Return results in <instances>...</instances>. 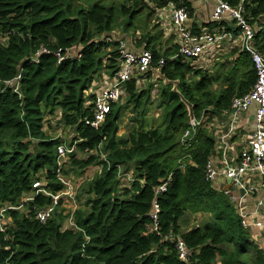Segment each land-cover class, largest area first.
<instances>
[{
  "label": "trees",
  "instance_id": "1",
  "mask_svg": "<svg viewBox=\"0 0 264 264\" xmlns=\"http://www.w3.org/2000/svg\"><path fill=\"white\" fill-rule=\"evenodd\" d=\"M77 1L0 0V207L18 206L23 195L34 191L35 182L44 180L50 193L63 189L55 177L56 147L63 140L45 134L46 118L59 116L58 124L73 129L64 143L75 145L65 160L64 177L74 174L78 181L98 168L79 184L76 198H87L73 212V227L63 229L68 215L62 201L40 223L36 211L51 203L40 194L20 210L7 211L10 225L0 232V264H184L174 249L178 238L192 251L188 264H262L264 251L250 240L233 204L205 180L214 139L198 131L197 144L180 143L189 120L171 86L160 80L152 99L151 73L133 78L125 83V101L111 106L98 129L83 124L91 116L86 103L94 84L112 76L119 65L123 36L134 49L150 51L152 68L164 60L162 73L179 80L177 89L192 104L195 120L207 107L227 109L234 97L250 90L255 71L249 53L232 51L237 57L227 71L221 63L220 75L210 76L184 63L175 46L157 49L162 33L145 0H85V7ZM226 2L241 6L255 29L252 48L264 56V0ZM73 46L80 48V58L58 63L54 53ZM41 49L48 53L36 57ZM18 75L17 93L3 88ZM146 79L150 83L142 87ZM219 81L223 87L213 98L208 89ZM154 103L161 111L157 117L150 116ZM127 109L133 114L130 127L118 135ZM169 175L167 191L158 197L160 229L149 233L153 188ZM187 212L208 213L210 219L181 231Z\"/></svg>",
  "mask_w": 264,
  "mask_h": 264
},
{
  "label": "built area",
  "instance_id": "2",
  "mask_svg": "<svg viewBox=\"0 0 264 264\" xmlns=\"http://www.w3.org/2000/svg\"><path fill=\"white\" fill-rule=\"evenodd\" d=\"M147 3H155L156 17L159 15L161 21H166L175 38V45L177 47L178 56L182 58L184 63H188L192 69L202 70L209 66L212 58L219 54V46L231 40L232 35L225 31L212 32H193L187 25L188 12L184 6L183 0H145ZM214 2L215 6L211 12V19L213 22H219L223 18L234 22L237 32V39L239 40L238 47L241 52H248L251 57L253 69L255 71V82L250 90L241 95L236 96L231 100L228 109H224L222 113L230 115L232 120L229 124L226 133L221 132V128H214L217 135L215 141V150L221 149L219 158L220 165H215L211 157L205 163V180L211 186H215L219 179L231 183L228 191L223 192L233 204L235 211L240 219L241 226L248 230L254 226L263 231L264 238V193L262 197L256 202L255 209L252 213L247 212V203L249 196L254 190V181L251 176L257 177L260 181V188L264 192V56L254 51L252 48V39L254 37V28L246 21L242 15L241 6L231 7L226 0H210ZM119 65L112 76L106 77L100 84H94L95 89L92 91L91 100L86 103V106H91V116L83 119V124L91 129H98L103 123L106 116L111 111V106L118 103L125 95V83L133 78L145 76L150 72L152 63V54L150 51L143 50L142 52L130 51L124 41H119ZM41 53H48L45 49L36 55L38 57ZM58 63L66 59L80 58V48L73 46L62 53L60 50L54 53ZM164 60L161 59L155 69L161 71ZM209 70V68L207 69ZM19 75L13 80L4 83L3 88L12 89L13 92H18ZM98 86V87H97ZM97 87V88H96ZM253 108V131L249 139L245 142L242 149L237 153V156L232 158L230 156V148L227 139L234 130L235 121ZM208 109L204 110L197 120L189 121V126L183 130L180 143L186 147L192 144H197L195 137H197L200 129L208 128L209 118L213 117ZM52 123H58L59 116L46 118ZM204 127V128H203ZM194 142L192 143V141ZM75 145L67 147L64 141L56 147V169L55 177L63 185V189L56 193H50L46 188L44 181L35 182L33 184V192L29 195H23L18 206L3 205L0 207V232L4 231V223L6 219V212L10 210H20L27 203L31 202L37 195H43L51 199L50 205L44 206L42 209L36 211L35 218L40 223H45L55 211L59 202L62 201L63 208L65 199L70 198L71 202V184L65 180L62 174L64 170V163L68 155L74 152ZM190 165H193L191 159L188 160ZM184 165H180L183 170ZM169 175L160 185L153 188V200L151 209L148 213L149 224L146 226L149 233H158L159 231V216L161 212L158 197L167 191L170 184ZM232 188L237 191L232 193ZM74 195V192L72 193ZM263 210V213L261 211ZM75 209L69 210L65 215H68L67 221L70 227H73L72 215ZM250 216H253L251 218ZM8 223L7 225H9ZM176 257L178 261L188 264L192 255L181 239H176L174 245ZM264 264V257L263 262Z\"/></svg>",
  "mask_w": 264,
  "mask_h": 264
},
{
  "label": "crops",
  "instance_id": "3",
  "mask_svg": "<svg viewBox=\"0 0 264 264\" xmlns=\"http://www.w3.org/2000/svg\"><path fill=\"white\" fill-rule=\"evenodd\" d=\"M183 3L188 12L187 25L193 32H212V31H222L223 30L227 34L233 36L231 40L224 42L219 46L220 49H218L219 51L218 55L221 56V55L227 54V57L225 56V59H228V61L235 59L237 57V54L232 56L231 52L236 50L237 53H239L240 48L238 47L239 40L237 39L238 31L235 27V24H233L234 22L228 21L227 18H223L221 21H219L220 23H223V26L221 28H217L215 26L216 22H213L211 19V12L215 4L214 2L210 0H183ZM148 5L155 11V16H156L157 12L155 9L157 6L152 2L150 3L148 2ZM155 18H156L157 24L159 25V31H161L162 33V41L157 46V49L164 51L168 49V47L170 46L176 47L175 45L176 41L173 36V31L170 25L166 21L164 22L161 21V18H159V15H157V17ZM220 23H218L219 26H220ZM126 46L132 52H142L144 48V46H141L139 48L134 49L130 38H127ZM233 47L235 49H232L230 51L229 49ZM228 63L224 64L225 72L229 68ZM96 84H98V82ZM206 109H208L210 113H212L211 115H214V116L209 118L210 120H209L208 128L203 127L204 129H200L199 132L203 133L205 136L207 135L208 137H212L216 141L217 135L215 133L214 128L216 127L221 128V132L226 133L229 127L228 123L231 122L232 117L230 115H225L224 113H222L224 109L217 111V110H214L212 106L207 107ZM252 115H253V108L249 109L246 113L238 117V119L235 121V123L236 122L237 123L234 126V130L231 133L230 137L227 139V143L229 144L230 148H232L230 151V156L232 158L237 156V153L240 151V149H242L243 145L249 139L253 131V116ZM221 152H222L221 149L218 148L217 151H214L212 155V159L215 165H220L219 158H220ZM251 179L252 181H254L255 187H254L252 194L249 196V199L246 201L248 213H252L254 211L256 202L258 201L260 197H262L264 193L262 189L260 188V181L257 179V177L251 176ZM228 184L229 183L227 181L225 182L223 179H219L216 182V185L214 187H216L220 191ZM233 189L235 188H232V191ZM261 213H263V210L261 211ZM250 217L253 218V216H250ZM247 231L249 232L250 240L256 246H258L260 249L264 251L263 231L254 226L250 227Z\"/></svg>",
  "mask_w": 264,
  "mask_h": 264
},
{
  "label": "rangeland",
  "instance_id": "4",
  "mask_svg": "<svg viewBox=\"0 0 264 264\" xmlns=\"http://www.w3.org/2000/svg\"><path fill=\"white\" fill-rule=\"evenodd\" d=\"M111 1L113 3H115V1H118V0H111ZM76 5L85 7V0H78ZM142 18L144 20L147 19L146 18V13L143 14V17ZM155 21H156V18H155ZM118 23H120V20L118 21ZM148 25L150 27L153 26V24H151L149 20H148ZM119 31H120V27L117 26V28L115 29V33L117 32V33L120 34ZM130 32H132V31H130ZM116 35L117 34H115V38H116ZM123 37H124L123 38V41L126 43L127 37L126 36H123ZM232 49H235V48L233 47V48H231L229 50L231 51ZM225 56L227 57V54H224V55H221V56L220 55H216L215 57L212 58L213 60H212L211 64H209V67H206L204 70L205 71H208V73L210 74V76L211 75H213V76L220 75L219 74V69H218L219 68V64H221L222 61L225 64L228 63V62H230V61H228V59H225ZM208 68H210V70H207ZM220 77L222 78V76H220ZM185 78L186 79L187 78H190L191 79V74L186 73L185 74ZM100 83H101V81H98V84H100ZM149 83L150 82L146 79V81L144 82V84H143L142 87H145V86L147 87V85ZM152 83H154V84H152ZM152 83H150L152 85L151 98L152 99H155L156 98V95H157V92H158L157 90L161 86V83H160V80L159 79L156 80V81H154V82L152 81ZM221 86H222L221 81H219L217 83H214L213 86H212V88H209L208 89L210 91V93H211V95H212L213 98L219 96V94L221 92V89L223 87V86L222 87ZM125 96H126V93H125L124 97L117 104L123 103L125 101ZM155 103L153 104L154 106H151V108H152L151 111H150V116L151 117H157L159 114H161L160 109L156 108ZM132 117H133V114L130 112V109H127V111L123 114V116H122V118L120 120V128H119V131H118V135L124 134L125 131L130 127V124H131L130 118H132ZM43 131L45 132V134L48 137L53 138V139H56V138L61 139V140L64 141V143L66 141H70V138L72 137V133H73V129H71V128L63 125V124L52 123L50 120L48 122L46 121L44 123ZM32 145H35V143H32ZM97 169L98 168H91V169L87 170L83 174V177L82 176L79 177L80 179L78 181L75 179L76 177H75L74 174L72 176L70 175L68 177L67 176L66 177H63L65 180H67L71 184L70 187H71V198H72L71 202H69L70 198H68V197L65 199V201H63L64 207H66L65 208V210H66L65 213H67L69 210L71 211L72 209H75L76 210L78 207H81L83 205V202L85 201V199L87 197L85 195H81L80 198H76V193L78 191L79 184L83 180H85L87 178L90 179V177H92V175L97 171ZM73 192H74V195H72ZM236 192L237 191L235 189H233L232 193L233 194H236ZM209 219H210V214H208V213L197 212L195 214H191L190 212H187L185 214V216H184L185 223L182 225L181 231H184L187 227L191 228V227H194V226H202V224L206 223V221H208ZM8 223H10V221L9 220L8 221L6 220L5 223H4V225H3L4 228L6 226H9L10 225V224L7 225ZM69 227H70V225H69L68 221L65 220V222L63 223V229H67ZM250 264H252V262Z\"/></svg>",
  "mask_w": 264,
  "mask_h": 264
},
{
  "label": "water",
  "instance_id": "5",
  "mask_svg": "<svg viewBox=\"0 0 264 264\" xmlns=\"http://www.w3.org/2000/svg\"><path fill=\"white\" fill-rule=\"evenodd\" d=\"M150 73H151V77H152V81L153 82L159 79V80H161V82H162V84L164 86H171V91L179 96L181 102L186 107L188 120L189 121H193L194 120L193 109H192L193 106L187 100H185L184 97L179 93V91L177 89L178 88V84H179V80H169V79L166 78L165 74L162 73V71H159V70H157L155 68H151L150 69ZM231 185L232 184L229 183L228 185H226L222 189V191L224 192V191L229 190Z\"/></svg>",
  "mask_w": 264,
  "mask_h": 264
}]
</instances>
